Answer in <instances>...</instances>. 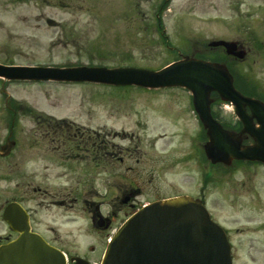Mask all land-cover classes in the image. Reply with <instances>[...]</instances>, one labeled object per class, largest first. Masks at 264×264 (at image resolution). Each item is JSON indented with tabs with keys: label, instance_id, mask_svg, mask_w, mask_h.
<instances>
[{
	"label": "rangeland",
	"instance_id": "obj_1",
	"mask_svg": "<svg viewBox=\"0 0 264 264\" xmlns=\"http://www.w3.org/2000/svg\"><path fill=\"white\" fill-rule=\"evenodd\" d=\"M213 39L246 48L231 66L245 91L264 98V0H0L4 64L156 70L183 54L224 58L208 46ZM218 107L231 118V105ZM33 111L69 125L68 146L50 143ZM13 117L17 144L0 158V210L24 195L35 227L58 245L72 252L92 245L99 255L120 219L153 200L189 194L226 228L234 264H264V166L210 167L186 89L0 78V143ZM98 145L111 155L98 154ZM84 200L98 202L108 227L93 228Z\"/></svg>",
	"mask_w": 264,
	"mask_h": 264
},
{
	"label": "water",
	"instance_id": "obj_2",
	"mask_svg": "<svg viewBox=\"0 0 264 264\" xmlns=\"http://www.w3.org/2000/svg\"><path fill=\"white\" fill-rule=\"evenodd\" d=\"M211 45H223L228 54L239 58L244 56L233 42L214 41ZM0 76L147 88L183 86L191 91L194 109L206 129L209 141L204 150L212 163L229 164L233 159L264 162V104L238 92L227 67L221 63L185 56L158 71L136 67L52 68L0 64ZM213 91L222 101L234 105L243 123L240 132L223 129L211 117L213 100L210 94ZM247 108L250 114H247ZM245 133L252 138V144L242 145ZM7 146H3L0 152L4 153ZM36 250L45 252L50 249L38 241ZM42 256H38V260L43 261L45 257ZM55 256L57 264H62L59 254L54 252ZM103 264H230V257L223 232L209 220L200 202L181 196L151 203L134 214L109 244Z\"/></svg>",
	"mask_w": 264,
	"mask_h": 264
},
{
	"label": "flooded vegetation",
	"instance_id": "obj_3",
	"mask_svg": "<svg viewBox=\"0 0 264 264\" xmlns=\"http://www.w3.org/2000/svg\"><path fill=\"white\" fill-rule=\"evenodd\" d=\"M41 134H43L44 136L46 137H50L49 138V142L50 143H53V142H59V145H67L68 142H70V140L66 139V138H63L62 137V134H59L57 132V129H49V128H46V129H43L41 131ZM56 136H59L60 138L56 137ZM101 151L97 152L98 154L100 153H107V151L99 148ZM67 150L64 151V153H66ZM108 153H110L108 151ZM105 155V154H104ZM10 156V154L8 155ZM6 156V157H8ZM45 169L47 168L46 166L44 167ZM33 191H36V190H39L35 187L32 188ZM24 195L22 194H16V195H13L11 196V199H8L6 200V203L2 206L1 210H0V220H1V224H2V228L0 230V244L1 243H5V242H9L13 239H15L17 236H18V233L17 231H15L11 225L3 218V212H4V209H5V206L10 203V202H18L20 203L21 205H23L25 208H26V211L28 213V222H29V225L31 227V230L41 234L48 242L50 243H55V239H52V238H49L47 237L43 231H40L38 230L36 227H35V220H34V209L25 205L23 203L24 198H23ZM25 197V196H24ZM21 198V199H20ZM55 203L59 204V205H63L65 203L64 200H56L54 201ZM83 203L85 204L84 205V209L88 212L89 214V219H90V222L93 226V228L95 230H99V229H103V228H106L109 226V218H107L105 215H103L97 205H95V203L93 202H87V200H84ZM88 249H90L91 252H88L87 250H83L81 253H73L72 251H70L68 248L64 247L63 250L67 253V255L69 257L71 256H79V257H82V258H93V255L92 253L94 252V249L91 250V246L88 247ZM82 261H78L77 263H73V264H81Z\"/></svg>",
	"mask_w": 264,
	"mask_h": 264
}]
</instances>
